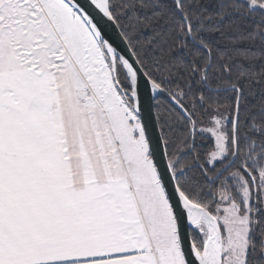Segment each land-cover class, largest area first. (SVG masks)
Segmentation results:
<instances>
[{
  "label": "snow or ice",
  "instance_id": "6c2138e0",
  "mask_svg": "<svg viewBox=\"0 0 264 264\" xmlns=\"http://www.w3.org/2000/svg\"><path fill=\"white\" fill-rule=\"evenodd\" d=\"M0 264H264V0H0Z\"/></svg>",
  "mask_w": 264,
  "mask_h": 264
}]
</instances>
